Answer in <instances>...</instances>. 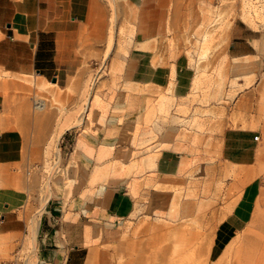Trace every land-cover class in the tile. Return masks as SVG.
<instances>
[{
	"label": "rangeland",
	"instance_id": "rangeland-1",
	"mask_svg": "<svg viewBox=\"0 0 264 264\" xmlns=\"http://www.w3.org/2000/svg\"><path fill=\"white\" fill-rule=\"evenodd\" d=\"M112 1L100 0L92 19L94 40L88 41L103 51L90 49L83 66L64 82L0 70L5 121L0 129H20L30 150L26 168L8 171L13 188L27 191L24 211L32 214L28 235L12 238L32 246L34 214L51 198L62 201L69 212L81 211V201L88 202L87 223L96 224L98 209H90L97 203L98 189L124 181L136 197L133 213L105 223L88 242L105 246L111 264H264V0H168L167 34L139 45L138 38L133 40L137 2L116 0L115 9ZM181 56L193 71L184 98L176 100L171 83L169 96L142 87L151 72L162 68L169 70L171 82L175 75L170 63ZM130 58V65L139 66L136 81H143L141 85L129 82L125 74ZM151 95L157 104L160 99L158 113L166 112L169 102L179 132L153 135L148 146L132 153L129 163L115 159L107 143L114 130L125 126L120 117L129 112L132 97ZM200 120L202 125L196 126ZM226 128L260 136L253 164L222 159L218 137ZM140 130L135 129L131 140L134 147ZM64 134L67 139L60 142ZM102 146L109 149L105 156L98 154ZM164 148L179 152V162L186 163H178L168 176L146 173L149 158ZM92 171L106 173L93 179ZM233 217L241 223L240 230L228 237L222 250L211 253L216 232ZM15 246L0 250V259L9 258Z\"/></svg>",
	"mask_w": 264,
	"mask_h": 264
},
{
	"label": "crops",
	"instance_id": "crops-1",
	"mask_svg": "<svg viewBox=\"0 0 264 264\" xmlns=\"http://www.w3.org/2000/svg\"><path fill=\"white\" fill-rule=\"evenodd\" d=\"M112 2L115 4V9H118L117 1ZM132 2H137L138 5L133 40L138 38L139 42L135 45L147 43L146 40L149 38L164 37L167 34L169 21L168 0H132ZM100 7V0H0V70L11 74L35 73L45 82H47L45 79L53 77L64 82L70 74L83 66L90 49L103 51L98 43L88 44V41L94 40L90 37L94 26L92 19L97 15ZM245 42L250 44L249 38ZM242 44L243 42H238V45ZM233 47L229 53L233 52ZM235 54L237 57L243 56L242 53ZM131 60L130 58L127 62L125 74L129 82L141 85L143 81H136V75L140 71L139 66L130 65ZM170 65H174L175 75L171 82L167 77L169 70L166 72L162 68L157 72H151L149 81L146 80L142 87L161 89L164 96H169L166 89H170L171 83L173 96L179 100L184 98L191 88L193 71L182 56ZM145 69L147 73L148 68ZM149 99L153 101L149 103ZM155 100L156 95L131 98L128 103L129 112L120 117L126 123L125 126H119V131L114 130L112 140L110 138L107 143L113 147L115 159L129 163L133 158L132 153L148 146L147 142L153 139V135L163 136L179 132L180 128L172 124L173 119L177 117L170 111L169 102H165L166 112L158 113L160 99L158 104ZM3 108L4 94L0 89V126L5 124L1 118ZM201 125V120L200 123L196 122V126ZM145 127L150 132H143L142 129ZM137 128L141 130L137 133V147H134L131 140ZM156 128H160L162 132L155 133ZM65 139H67L66 134L62 135L60 142ZM259 140L260 136H254L248 130L226 128L218 137L221 157L224 161L233 164L251 165L256 159ZM26 142L20 129L13 127L0 129V170L6 172L0 174V183H4L3 186L0 185L1 251L10 249L12 244L17 246L19 241L12 236L21 233L23 238L29 233L32 214L24 211L28 200L27 191L13 188L8 172L11 168L28 166L30 150ZM84 142L82 137L78 140L80 146L84 145ZM98 146L97 143L96 147ZM99 149H101L99 156L108 154L109 149L106 147L102 146ZM181 157L179 152H174L170 148L160 149L155 159L149 158V162L144 165L145 172H151L157 177L168 176L176 171L178 163L179 167L186 163L184 160L179 162ZM136 160L140 161V157H136ZM80 161L83 163V158ZM93 171V179L106 173L103 171L95 174ZM98 194L96 205L90 209V211L95 207L98 209L99 214L96 218L99 220L96 224L87 223L90 220H88L89 203L85 201L80 203L81 211L69 212L64 211L62 201L51 198L41 213L34 214L36 253L31 260L32 264L34 262L35 264L112 263L110 251L101 243H88L89 236L97 237L99 232L105 229V223L129 217L136 207V197L128 192L124 181L98 189ZM83 208L87 209L86 214ZM67 214H69L68 218ZM224 223L216 232L211 253L222 250L226 246L228 237L242 226L237 217L227 218ZM95 230H98V235L92 236Z\"/></svg>",
	"mask_w": 264,
	"mask_h": 264
},
{
	"label": "built area",
	"instance_id": "built-area-1",
	"mask_svg": "<svg viewBox=\"0 0 264 264\" xmlns=\"http://www.w3.org/2000/svg\"><path fill=\"white\" fill-rule=\"evenodd\" d=\"M24 240H20L16 248L11 252L9 258L0 261V264H32L31 260L35 255L36 244L32 243V246L25 248ZM34 251V252H33Z\"/></svg>",
	"mask_w": 264,
	"mask_h": 264
},
{
	"label": "water",
	"instance_id": "water-1",
	"mask_svg": "<svg viewBox=\"0 0 264 264\" xmlns=\"http://www.w3.org/2000/svg\"><path fill=\"white\" fill-rule=\"evenodd\" d=\"M51 81H52V82H56V78L53 77V78L51 79Z\"/></svg>",
	"mask_w": 264,
	"mask_h": 264
}]
</instances>
